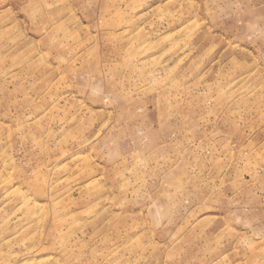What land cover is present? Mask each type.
<instances>
[{
    "label": "rangeland",
    "instance_id": "374dc122",
    "mask_svg": "<svg viewBox=\"0 0 264 264\" xmlns=\"http://www.w3.org/2000/svg\"><path fill=\"white\" fill-rule=\"evenodd\" d=\"M0 264H264V0H0Z\"/></svg>",
    "mask_w": 264,
    "mask_h": 264
}]
</instances>
